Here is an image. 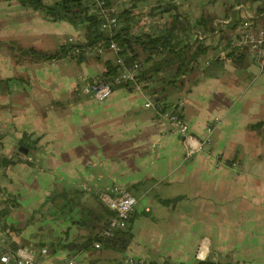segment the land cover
Returning a JSON list of instances; mask_svg holds the SVG:
<instances>
[{
    "label": "crops",
    "instance_id": "0c3cea01",
    "mask_svg": "<svg viewBox=\"0 0 264 264\" xmlns=\"http://www.w3.org/2000/svg\"><path fill=\"white\" fill-rule=\"evenodd\" d=\"M232 2L235 1L184 0L182 7L195 20L214 13L216 22H227L236 10L241 12L242 20L254 19L256 10L248 2L235 3L232 14L225 16L228 11L224 9ZM139 8L148 15L159 11ZM171 12H162L160 20L170 18ZM12 19L15 25L19 17L14 15ZM41 20L44 21L42 17L38 21ZM213 24V33L206 32L203 24H192L189 38L182 32L181 37L191 43L196 32L203 35L200 39L207 35L206 40L214 47L200 57L201 66L184 75L183 83L167 86L172 102L168 109L176 107L192 133L202 138L213 125L211 143L192 155L186 154L180 134L155 107L146 105L148 100H155L152 86L161 90L166 85L163 81L146 79L142 91L127 86L113 88L109 96L98 99L91 93L77 92L78 76H69L67 82L56 61L44 62V72L53 70L55 78L52 75L45 89L35 91L49 108L42 117L31 96L22 94V89H29L28 84L22 88L19 80L14 84L13 90L17 88L25 101L20 103L19 113L14 110L10 117L6 115L14 126L6 128L5 133L15 130L19 139L24 131L40 136L37 154L42 160L36 156L37 166L19 162L2 171L6 173L16 166L17 171H23L14 174L10 169L1 181L0 187L14 193L20 202L11 210L9 224L24 227L34 210L36 221L18 232L12 229L10 238L3 236L0 229V252L11 247L13 239L34 252L42 264H64L70 258L76 260L74 264H101L106 258L115 264H123L128 258H134L135 264H197L198 247L208 240L207 260L264 264V103L246 100V93L257 88L258 78L259 83L264 78V65L245 53V59L238 64L228 55L229 47H224L227 40L222 38L220 28L227 23ZM255 24L264 25L258 20ZM138 28L153 31L146 26ZM65 29L77 32L70 23ZM235 30L228 29V34L233 36L238 31ZM108 51V59H117L114 50ZM215 55L222 58L214 60ZM102 67L103 71L105 66ZM87 74L83 75V86L100 72ZM11 92L1 95L8 97ZM55 101H60L61 106L56 107ZM72 184L84 190L87 198L93 193L100 196L113 184L123 185L138 196L130 218L131 241L125 248L102 240L99 247H70L93 231L61 215L43 216L47 204L39 212L45 197L54 189ZM53 240H57L56 247L41 244ZM106 246L110 248L104 249ZM43 247L49 250L46 259L40 255Z\"/></svg>",
    "mask_w": 264,
    "mask_h": 264
},
{
    "label": "trees",
    "instance_id": "16d2710c",
    "mask_svg": "<svg viewBox=\"0 0 264 264\" xmlns=\"http://www.w3.org/2000/svg\"><path fill=\"white\" fill-rule=\"evenodd\" d=\"M23 7L32 8L35 11L43 13L46 18L52 21H65L69 22L74 29H76L78 35L77 40H68L61 43L55 50L46 51L38 50L34 46H28L23 49L26 52L38 56L42 61H53L56 59H66L70 50L75 47H87L94 45L100 41L108 47L112 40H115L119 46V55L124 60V66H131L136 60L142 61V69L140 70V76L147 82L148 79L154 81H163L166 85L162 86L160 90L157 85H153L151 93H155V100L162 104L163 109L171 107L172 102L169 100L170 92L162 91L167 86L169 88L173 84L183 83L184 75L192 71L194 68L201 66L200 57L206 55L213 49L211 43H208L206 37L200 39L196 37L192 43L181 37L182 32H185L187 37L191 36L192 24H203L204 30L209 33H213L216 30V26L213 23H227L226 27L220 28L222 38L227 40L224 47L227 48L232 35L228 34L229 30H235L242 22L241 16H235L232 14L235 3L248 2L250 0H234L235 2L224 9L228 11L227 15L233 16L227 22L222 20L216 22V14L199 16L197 20L190 18L189 11L184 9V0L177 3L175 0H129L131 3L128 6L114 8L115 0H105L106 6L110 8V13L115 14L118 18V24L112 29V31L104 30L101 28L105 16L98 10H93V0H17ZM147 1L145 4L152 3V11L159 8L158 13L171 12L170 18L164 20L160 28L155 32L141 31L138 27L141 24L137 16V8L142 2ZM253 1V0H252ZM126 2V1H125ZM255 8L257 10H264V2L255 0ZM112 8V9H111ZM141 12L138 11V15ZM254 21H257L254 17ZM139 22V23H138ZM229 23V24H228ZM222 27V26H220ZM227 27H229L227 29ZM239 29H236L237 31ZM234 31V32H235ZM239 64L245 56L243 52L237 50H231L228 53ZM83 56V55H82ZM99 56V55H98ZM101 56V55H100ZM78 62L82 61V57H75ZM222 58L221 55H215L214 60ZM123 65L118 60L108 59L105 62V69L102 71L103 76L98 75L96 77H102L103 79L115 78L120 74ZM96 77H90L88 81H92ZM20 77L11 75L7 77H0V94L8 93L13 90L14 84L18 82ZM147 79V80H146ZM126 86L123 82H116L113 88ZM77 90V89H76ZM56 107L61 106L60 101H55ZM176 110V107L174 108ZM40 136L33 137L31 132L24 131L19 139L21 143L20 150L25 154V158L17 157L15 154H0V167L5 169L10 165H15L19 162H24L28 165H36L35 157L39 150L38 142ZM32 158H29V157ZM2 195H0V229L3 236L10 238L11 230L16 232L22 230L25 226L32 224L36 221V211L31 212L28 218H26V224L24 227H15L13 223L9 224L7 218L11 213L13 207H18L20 202L17 201L14 193L2 189ZM85 191L79 186L64 185L60 189H54L52 193L45 197V201L42 204L39 212L47 204L49 207L43 216L53 214L61 215L64 219H70L71 222L82 223L89 227L93 233L89 234L82 242H74L68 246L77 248L88 247L90 244H94L95 238H98V232L106 227L115 211L110 209L96 193L91 194L90 198L84 196ZM131 220L126 228L116 229L112 237L101 238L102 241L112 243L120 248H125L131 241ZM27 238V237H25ZM11 247L17 249L21 247V244L15 240H11ZM41 244H48L49 247H56L57 240L41 242ZM65 247L66 244H59ZM213 260H198L197 264H213ZM0 264H5L0 262ZM14 264V263H12Z\"/></svg>",
    "mask_w": 264,
    "mask_h": 264
},
{
    "label": "rangeland",
    "instance_id": "374dc122",
    "mask_svg": "<svg viewBox=\"0 0 264 264\" xmlns=\"http://www.w3.org/2000/svg\"><path fill=\"white\" fill-rule=\"evenodd\" d=\"M254 1L255 0H250L249 3L253 4ZM122 2L123 7H126L127 5L129 6L131 3L129 0H115L114 8L117 9V7L119 8L120 6H122ZM260 2H264V0H260ZM18 3L19 2L17 0H0V77L5 78L7 76L16 75L20 77V87L22 85L28 84L27 86H29V89H22V94L25 95L28 93L26 96H31L34 102V106L38 111H40L41 116L43 115V112L45 113V111H47L49 108L46 107V103L44 104L38 99V97L35 95V91H38V89H45L46 83L52 81V75L54 74V72L52 70L49 73H45L43 63L46 61H42L40 58H38V56L26 52L23 49L27 48L28 46H34L38 50L52 51L55 50L56 47L60 45V43L66 42L68 38L70 40L71 36L73 40H77V37H80V34L78 35L79 32H69L66 29L64 30L69 22L52 21L46 18L43 13L35 11L32 8H25ZM140 5L143 7V9H150V7L144 6V4ZM253 8L256 10L255 18L258 21H261L262 24H264V10H262L263 12H261L260 10H257L254 5ZM233 13L235 16L241 15V12L239 10H236ZM262 13L263 15H261ZM142 14L143 13L141 12V14L138 15L137 11L136 17L139 19V16ZM14 15L15 17H19V20L17 21L18 23L16 22L17 24L15 25L12 24V22L15 23L12 19ZM41 17L44 19V21H38ZM47 24H50V26H48ZM222 42H225V40H223ZM219 48L221 49L222 46H220ZM108 55L109 54L107 53L101 56L92 54L83 55L80 56L82 57L81 62L71 59H69V61L67 62L62 61L61 59H56L53 61L57 62L59 71L62 73V75H65V81L68 82L69 76H78V79H80L78 84L81 88V86H83V83L85 82V78L83 79V75L86 77L88 75L87 73L100 72V75L103 76L101 71L104 67L102 66H105V62L108 60ZM113 60H117L116 57L113 58ZM22 78H24V80H21ZM53 78H55V75H53ZM245 79V83H248L247 75ZM263 79L264 78H261L259 83L258 78V80L255 82L257 88L253 92L248 91L246 93V100H257L261 103H264V82H262ZM65 81L63 83H65ZM163 91L167 92L168 87H166ZM146 95H148V98L152 99V96L150 94L146 93ZM71 96L72 95H70V97ZM49 97L52 96L50 95ZM24 101L25 97L20 96L17 88H14V90L8 97L0 94V154H15L17 157H26L25 154L20 150L21 143L19 142V137L16 136L15 130L8 135L7 133H5L6 128H8L9 130L14 126V122L8 120V117H6V115L11 116V113H13L14 110L15 112L19 113V105ZM5 108H9V111L7 110V113ZM36 155L40 158L42 157L37 153ZM35 166H37V164ZM16 167H13V170L12 168H9V170L11 169L10 172H13L14 174H22L23 171H21L20 169L17 171ZM9 170L6 173L4 172L3 174H8ZM2 171L3 168L0 167V185H2L1 181L5 179ZM1 190L2 187H0V195L2 192ZM109 248V246H106L104 249ZM233 260L235 259L233 258ZM101 264H115V261L113 259L106 258L101 262Z\"/></svg>",
    "mask_w": 264,
    "mask_h": 264
},
{
    "label": "built area",
    "instance_id": "2783aa9c",
    "mask_svg": "<svg viewBox=\"0 0 264 264\" xmlns=\"http://www.w3.org/2000/svg\"><path fill=\"white\" fill-rule=\"evenodd\" d=\"M175 1L177 3L181 2V0ZM93 2L95 3L93 4L92 9L100 11L105 16V20L103 21L101 28L104 30L112 31V29L118 24L117 16L110 13V8L106 6L105 0H93ZM139 7L137 8V11L142 12ZM147 7H152V4ZM160 14L161 13L157 12L156 14L150 13V15H140L138 20L141 24V27H149L150 30H153L152 32H155L157 28L159 29L161 24L163 23L160 20ZM194 37L202 38L203 35L200 32H196L194 34ZM70 40H73L72 36L70 37ZM228 47L229 50L235 49L238 52L247 54L254 61L263 66L264 25H256L252 17L245 18L242 21L240 29L230 39ZM110 49L114 50V52L117 53V60L120 64L123 65L120 74H118L114 79L111 78L105 80L102 77H96L81 88L77 87V92L79 94L81 92L88 94L91 93L98 99H104L110 95L112 86L116 82H123L130 89H136L140 91L145 89V85L147 82L140 76L142 61L136 60L131 64V66H124V60L119 55V51L121 48L115 40H112L108 47L104 44L103 41H100L94 45H89L87 47H75L69 51L66 59H76L75 57L79 55L82 56L89 54L100 56L104 55ZM146 105L155 107L161 117L164 118L170 124V126L180 134L187 155H192L193 153H195V151L202 150L206 145L211 143L210 135L213 129L212 124L208 127V134L201 138L191 132L184 116L177 110L163 109L162 104L154 99L148 100L146 102ZM29 158L32 157L30 156ZM218 164H222V161H218ZM100 196L102 197V200L106 203V205L110 209L115 211V214L110 220L109 224L98 232V238H95L94 240V245L96 247L101 246V238L112 237L116 229L125 228L128 225L129 220L133 212L135 211V208L139 201L138 196L130 192L127 187L120 184H113L108 186L106 191L102 192ZM209 251V241L203 240L198 247L196 257L200 260H207ZM40 255L42 256V258L46 259L49 256L48 248L43 247L40 250ZM0 262L6 264H42V261L36 259L34 252H31L23 247H19L17 249L13 247H7L5 250L0 252ZM75 262L76 260L74 258H70L64 264H74ZM135 263L136 261L134 258H128L123 264ZM213 264H220V262L215 261V263Z\"/></svg>",
    "mask_w": 264,
    "mask_h": 264
}]
</instances>
